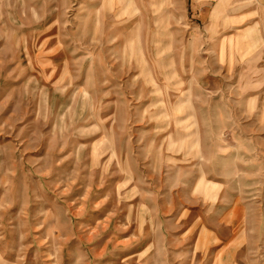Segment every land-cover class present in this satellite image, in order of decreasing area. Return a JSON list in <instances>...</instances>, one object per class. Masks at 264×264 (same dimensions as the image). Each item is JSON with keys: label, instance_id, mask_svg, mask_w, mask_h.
I'll list each match as a JSON object with an SVG mask.
<instances>
[{"label": "rangeland", "instance_id": "obj_1", "mask_svg": "<svg viewBox=\"0 0 264 264\" xmlns=\"http://www.w3.org/2000/svg\"><path fill=\"white\" fill-rule=\"evenodd\" d=\"M0 264H264V0H0Z\"/></svg>", "mask_w": 264, "mask_h": 264}, {"label": "crops", "instance_id": "obj_2", "mask_svg": "<svg viewBox=\"0 0 264 264\" xmlns=\"http://www.w3.org/2000/svg\"><path fill=\"white\" fill-rule=\"evenodd\" d=\"M255 31V27H250V29H249V32L250 33H252V32H254ZM249 33V34H250ZM227 40V38L225 39L224 38V43H223V46L221 45V48H220V53H221V55H224L225 54V52H226V46H224L225 45V41ZM240 45H241V43H240ZM239 46V45H238ZM232 51H233V47H232Z\"/></svg>", "mask_w": 264, "mask_h": 264}]
</instances>
